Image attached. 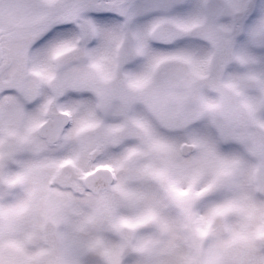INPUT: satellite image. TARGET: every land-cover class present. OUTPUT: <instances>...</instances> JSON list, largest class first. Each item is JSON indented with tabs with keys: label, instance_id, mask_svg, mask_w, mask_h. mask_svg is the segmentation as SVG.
Here are the masks:
<instances>
[{
	"label": "snow or ice",
	"instance_id": "obj_1",
	"mask_svg": "<svg viewBox=\"0 0 264 264\" xmlns=\"http://www.w3.org/2000/svg\"><path fill=\"white\" fill-rule=\"evenodd\" d=\"M0 264H264V0H0Z\"/></svg>",
	"mask_w": 264,
	"mask_h": 264
}]
</instances>
